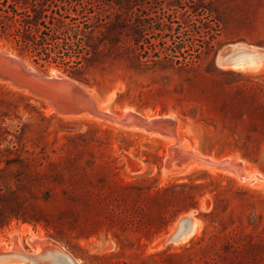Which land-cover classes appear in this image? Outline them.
I'll return each mask as SVG.
<instances>
[{
  "label": "rangeland",
  "instance_id": "374dc122",
  "mask_svg": "<svg viewBox=\"0 0 264 264\" xmlns=\"http://www.w3.org/2000/svg\"><path fill=\"white\" fill-rule=\"evenodd\" d=\"M88 1L111 16L131 14L135 22L139 18L155 28L161 27L154 22L161 18L165 25L177 26L173 33L148 30L145 38L167 48L183 45L189 63L148 61L137 68L126 56L114 55L100 67L85 71L89 83L72 78L94 100L78 107L60 90V84L46 81L54 71L65 74L60 68L54 64L37 67L0 39L3 53L19 57L40 77L19 69L18 73L7 71L13 78L0 77V157L15 159L18 155L23 161L12 168L21 173L18 192L32 218L13 222L0 234V250L34 254L41 252L42 244L53 243L77 264H264V172L242 155L243 148H236L232 137L220 147L228 132L224 125L236 121L210 107L223 102L240 108L241 123L236 124L241 140L255 148L256 141L247 136L255 134L254 127L264 122V55H241L234 65L220 64L219 58L222 49L230 45L264 52V0ZM183 21L191 29L198 26L204 31V39L194 34L191 46ZM187 79L197 84V91H192ZM179 109H195L198 122L182 121L177 117ZM125 111L168 116L178 124L182 147L213 159L235 157L245 165L242 172L251 173L243 180L217 167L179 170L176 161L168 163L173 142L166 135L108 117ZM204 130L212 138L206 146L202 144ZM85 131V138L67 137ZM154 153L162 155L159 166ZM257 154L262 157L264 147ZM195 170H206L212 177L192 173ZM58 172L66 177L58 180ZM84 177L94 182L93 193L98 196L91 188L80 186ZM191 178L194 183L204 182L205 187L194 190L189 185ZM122 182H133L142 192L147 186L155 189L185 182L184 189L196 193L198 205L178 214L165 229L150 233L144 216L145 198H134L133 192L121 187ZM172 208L165 204L159 211H147L169 218ZM187 215L198 222L194 231L185 239L166 241ZM84 233L91 234L85 237Z\"/></svg>",
  "mask_w": 264,
  "mask_h": 264
},
{
  "label": "trees",
  "instance_id": "16d2710c",
  "mask_svg": "<svg viewBox=\"0 0 264 264\" xmlns=\"http://www.w3.org/2000/svg\"><path fill=\"white\" fill-rule=\"evenodd\" d=\"M154 22L160 23L161 27L155 28L153 25L145 24L139 18L135 22L131 14L127 13L124 17L117 13L111 16L103 12L101 6L88 0H0V39L9 44V49L14 50L19 57L29 59L37 67L54 64L63 73L82 83H89L85 72L87 69L100 67L106 59H111L114 55L126 56L137 68L149 64L148 61L178 63L186 66L189 63V57L183 45L175 43L172 48H167V46H161L159 42L150 44L146 41L145 36L148 30L151 33L156 30L164 33L166 29L169 33H173L177 29V26L165 25V21L161 18H157ZM182 24L185 25L182 28H186L190 33L187 41L191 46L194 34L204 39V31L198 26L191 29L188 22L183 21ZM178 26L181 28L180 24ZM184 42L185 40L180 44ZM187 80L192 91H197V84L192 79ZM97 84L100 85L99 82ZM200 90L204 91V88L200 87ZM210 107L215 108L222 115L229 114L232 120L236 121L234 124L224 125L228 132L221 138L220 147L227 143V138L232 137L236 148L240 150L241 147L243 148L242 155L257 163L260 170L264 172V154L262 157L257 154L263 151L264 147V122L254 127L255 134L247 136V139L256 141L255 148L252 149L248 141L241 140V129L236 124L241 123V109L223 102L211 104ZM3 116L7 117L8 114L5 113ZM177 117L182 121L192 119L195 123L199 120L195 109L188 111L179 109ZM86 136L87 131L67 137L85 138ZM203 140V146L212 142L211 135L205 130ZM119 148L123 146L119 145ZM250 151L256 152L255 155H252ZM153 156L159 166L162 155L154 153ZM16 163H23L18 155H15V159L0 157V234L2 235L13 222L32 220L25 211L27 205L24 204L18 192L17 181L21 173L12 168ZM196 172L212 177L206 170H195L192 173ZM64 177L66 175L62 173L56 174L58 180ZM80 181L83 189L89 188L90 191L91 188L93 190L91 193L94 192L96 186L92 180L84 177ZM38 182L36 179L35 183ZM189 185L194 190H200L206 184L194 183L191 178ZM186 186L185 182H173L155 189L147 186L146 191L142 192V187L133 182L121 184L122 188L135 194L134 198L136 195H142L145 198L144 216L148 221L147 231L150 233L165 229L168 222L178 214L197 208L196 193L187 192L184 189ZM43 194H46V191ZM93 194L98 196L97 193ZM107 194L112 195L110 191H107ZM165 204L173 206L169 218L158 213L156 216L148 214L147 210L157 208L159 211ZM90 234L83 235L86 237ZM86 264L92 263L89 261Z\"/></svg>",
  "mask_w": 264,
  "mask_h": 264
},
{
  "label": "water",
  "instance_id": "95a60500",
  "mask_svg": "<svg viewBox=\"0 0 264 264\" xmlns=\"http://www.w3.org/2000/svg\"><path fill=\"white\" fill-rule=\"evenodd\" d=\"M255 54L264 55V52L257 48L248 46H225L220 52L219 63L234 65L241 55L245 58H248L249 55ZM9 62L11 61H7L3 56H0V77L13 78L11 73H7L8 70L14 72L16 71V73H18L19 70L13 67V64H11L12 62ZM36 73L38 72L36 71ZM65 76L72 79L68 75ZM46 81H54V79L47 78ZM76 92L77 91H75V93L72 92L69 95L68 100H70L71 103H75L78 107L85 105V102H80V97H83V99L87 100L88 102V99H90L88 97L89 94L83 88H80L78 93ZM74 100L78 102L76 103ZM70 108H72V106H70ZM108 117L124 125H134L151 133L172 136L175 139V143L171 147V158L169 159L168 163L171 164L172 161H176L179 169H182L193 162L212 164L217 168L234 172H240L245 168L243 161L237 160L235 157L213 159L208 156L196 153L191 149L182 147L179 144V138L177 134L178 124L174 119L168 116H143L132 111H125L121 116L108 115ZM197 224V220L190 215L182 217L178 221V224L172 234L166 238V241H178L187 238L194 231ZM55 249L61 248L53 243H45L41 245V252L34 254L26 253L19 249H15L13 251L0 250V264H53V260L50 258V255L55 253Z\"/></svg>",
  "mask_w": 264,
  "mask_h": 264
},
{
  "label": "bare ground",
  "instance_id": "6f19581e",
  "mask_svg": "<svg viewBox=\"0 0 264 264\" xmlns=\"http://www.w3.org/2000/svg\"><path fill=\"white\" fill-rule=\"evenodd\" d=\"M0 56H3L7 61H11V62H9V63H11V64H13V67H15V68H17V69H19V70H22L23 72H25V73H27L29 76H33V77H36V78H38V79H40V77H38L39 75H38V73H36V71L33 69V68H31V67H29V66H27L26 64H24L23 63V61H21L18 57H16L15 55H12V54H5V53H3L1 50H0ZM237 61H239L238 59H237ZM236 61V62H237ZM19 72V71H18ZM21 72V71H20ZM54 74H53V76L51 77V78H53L54 79V82L55 83H57V84H60V90H62V91H64V92H66V93H68V96L72 93V92H74L75 93V91H77L76 93H78V91H79V89L81 88L82 89V87H81V85H79L78 83H76L75 81H73L72 79H70V78H68V77H66L64 74H62V73H60V72H56V71H54L53 72ZM87 92V91H86ZM90 94V93H89ZM90 99H88V102L89 103H91V102H93L94 100H93V98H92V95H89L88 96ZM80 102H82V103H86V101L87 100H85V99H83V97H80ZM75 101V100H74ZM76 103L78 102V101H75ZM62 112V111H61ZM56 113H60V112H56ZM64 113V112H63ZM66 113V112H65ZM70 113V112H69ZM68 112H67V114H69ZM66 114V115H67ZM75 114V113H74ZM86 115V117L88 116L87 115V113H85ZM70 115H73L72 114V112H71V114ZM84 116V115H83ZM132 128H134V126H132ZM137 128V127H136ZM144 131V130H143ZM155 134H158V133H155ZM158 135H160L161 136V134H158ZM163 137H166L165 135H162ZM166 138H168V139H170L172 142H173V144L175 143V139L172 137V136H167ZM188 149V148H187ZM168 155V154H167ZM168 157V156H167ZM170 157V156H169ZM168 164V163H167ZM167 164L165 163V166L167 167ZM203 166L204 165V167L205 166H207V167H212V168H214L215 166H213L212 164H202V163H197V162H193V163H191V164H189V165H187V166H185V167H183L182 169H186V168H192V167H195V166ZM201 166V167H202ZM216 168V167H215ZM179 169V168H178ZM220 169V168H219ZM179 170H181V169H179ZM224 172H227V173H230L231 175H233V177L235 176V177H238V178H240V179H245L246 180V177H247V175L249 174V173H251V171L248 173V171L246 170L245 172L247 173H243L242 171H238V172H234V171H230V170H226V169H222ZM172 171V170H171ZM178 171V170H177ZM176 172V171H175ZM181 172V171H180ZM250 176V175H249ZM247 179H249V178H247ZM35 245V244H34ZM36 246V245H35ZM33 249H35V248H33ZM50 258L53 260V264H77L74 260H73V257L69 254V253H67L66 251H63V250H61V249H55V253L54 254H51L50 255ZM19 264H22V263H19Z\"/></svg>",
  "mask_w": 264,
  "mask_h": 264
}]
</instances>
